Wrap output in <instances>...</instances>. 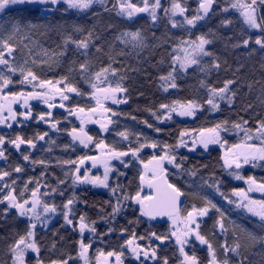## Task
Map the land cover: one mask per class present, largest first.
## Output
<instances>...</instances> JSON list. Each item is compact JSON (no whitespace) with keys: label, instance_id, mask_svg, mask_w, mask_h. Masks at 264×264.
Here are the masks:
<instances>
[{"label":"trees","instance_id":"16d2710c","mask_svg":"<svg viewBox=\"0 0 264 264\" xmlns=\"http://www.w3.org/2000/svg\"><path fill=\"white\" fill-rule=\"evenodd\" d=\"M117 1L106 0L105 4L92 5L83 13L69 11L59 4L45 14L40 7L24 5L0 15V42L8 39L14 49L9 54L0 43V51H4L9 65L17 69L10 72L7 66L0 65V72L12 80L0 90V95L26 91L25 83H20L21 67L32 69L40 80L55 82L67 76V82L79 90L68 96L66 112L52 111V121L58 122L55 131L40 121L38 117L47 111L37 104L30 106L31 116L27 121H22L21 111L16 110L15 121L7 125L0 123V137L5 141L0 173H9L0 179V264H14L11 249L30 228L28 220L8 207L4 196L11 193L21 203L33 191L40 192L43 203L55 206L58 215L47 228L33 230L39 252L27 255L26 264L38 261L78 264L80 242L89 244L91 237L79 232L81 216L84 223L95 228L90 250L93 254L120 253L123 264H164L165 259L167 264H180V253L170 238L168 221L146 219L130 201L140 193L141 163L165 151L175 158L174 165H166L164 171L168 181L184 196L180 213L187 215L193 207L200 209L211 201L216 207H209L198 223L200 234L212 249L228 264H264V224L233 204L232 193L242 189L243 184L233 181L226 173L222 149L212 146L193 153L177 149L181 133L196 134L215 129L218 124L220 142L230 149L239 143L238 129L254 132L264 123V47L255 43L257 38L264 40V3L257 0L255 5L262 23V28L256 31L246 25L231 5L233 0H215L209 14L194 26L188 25L185 17L197 15L200 0H178L186 9L182 17L173 15L174 0H159L156 20L151 15L124 18ZM243 1L251 3V0ZM129 3L144 6V0H129ZM225 20L230 23L222 24ZM137 31L139 41L125 35ZM201 35L211 40L205 45L210 55L203 54L198 64L179 70L174 64L177 50L187 42L199 41ZM81 40L89 41L87 49L77 48L72 42ZM244 40L249 43L245 45ZM81 64L87 65V72L80 69ZM104 68L115 70L117 84L126 91L120 93L119 103L107 106L109 129L101 133L93 125L88 126L86 133L92 138L91 145L80 148L70 139L72 130L79 129L70 115L74 110L84 109L83 113L87 114L95 110L90 85L94 74ZM169 73L172 79H161ZM226 81H232L227 89L231 102L221 103L218 111L212 113L207 104L210 90L224 88ZM171 83L176 87H169ZM189 101L200 105L192 119L165 120L167 110L160 107L162 104L173 107ZM237 124L239 128L235 127ZM44 133L47 135L43 140L37 139ZM120 133H126L127 138ZM17 136L32 139L35 147L27 144L19 149L13 147L10 141ZM152 144L156 147H151ZM100 147L128 155L122 163L113 164L115 172L107 190L78 186L74 183L77 167L79 176L84 168H91L80 164V159L93 157ZM136 149L139 151L134 156L132 152ZM25 155L28 160L24 159ZM17 167L22 170L16 172ZM241 172L243 179L248 181L252 177L257 184H264V161L248 165ZM69 199L74 202L66 209L64 205ZM117 205L119 212L113 213ZM66 210L72 224L64 218ZM218 221L223 223V228ZM152 233L167 238L158 240ZM133 239L143 250H155V259L133 261L125 246ZM187 248L199 264L208 263L207 246L201 247L192 239Z\"/></svg>","mask_w":264,"mask_h":264},{"label":"snow or ice","instance_id":"6c2138e0","mask_svg":"<svg viewBox=\"0 0 264 264\" xmlns=\"http://www.w3.org/2000/svg\"><path fill=\"white\" fill-rule=\"evenodd\" d=\"M66 3L68 5L69 8H75V9H87L89 8L94 2L95 0H0V11L4 10L5 7L7 5H23V4H52V5H57L59 3ZM102 2V0H101ZM215 2V0H200V4H199V8L197 9V15L193 16L192 18H188L185 17V21L188 25H195L197 23V21H201L203 20L210 12V9L212 8L213 3ZM261 3H264V0H260ZM257 4V0H251V3H247V4H234L233 7H238L241 10V15L244 18V21L246 24H248L250 27L252 28H262V23L258 22L257 19V15H256V8L254 7ZM149 5H148V0H144V7L140 8L137 7L134 4H121L120 7V11L123 14H126L128 17H132L135 13L137 12H147L149 11ZM159 7V0H156V4L151 6V18L152 20H156V14H155V9ZM172 10H173V14H175L176 12H179L180 14H183L186 9L184 7L181 6V4L178 2V0H174V3L172 5ZM227 9H225L226 11ZM203 14H200V13ZM264 19V18H262ZM230 21H222V24H229ZM173 26L175 27L176 24L173 23ZM18 30V29H17ZM125 35H131L132 38L134 40L139 41L140 39V34L139 32H135V33H125ZM70 39V38H69ZM199 43L195 44V49L194 51L198 50L199 53H203L204 55H210V53L205 51L204 46L206 44L211 43V40L208 39L206 36L201 35L199 38ZM73 43L76 44L77 48H83V49H87L88 48V40H81V41H72ZM3 44V48L4 51L8 52L9 54H11L13 52V46L9 43V40H3L2 42H0ZM65 43L67 44L68 41L66 40ZM195 43V42H193ZM243 43L245 45H247L249 43L248 40H244ZM256 44L261 45V47H264V40H262L261 38H257L255 41ZM4 51H0V65H5L8 67L10 72H16L17 69L15 67H12L11 65H9L8 60H6L4 58ZM192 64H198V60L195 58H190V57H186L184 61L181 62V67H187L189 65ZM216 67H219V65H216ZM80 69L83 72H87L88 67L86 64H81L80 65ZM23 79L20 81V83L24 84H32L33 89L39 87L40 89H43V91H33V92H20V93H11V100L13 102L19 100L20 98H24V104L27 105L28 104V100L29 99H36V98H41L44 100L45 103H48V100L55 95H59L61 100H67L69 97L66 93H79V90L72 86L71 84H69L68 81V77H62L60 80H56L55 82L51 81V80H40L39 77L36 75L35 72L32 71V69H27L25 70V68L21 67L19 69ZM113 72H115V70H112ZM108 72L107 68L101 69L99 72H96L95 78L97 80H100L102 76H104L106 73ZM162 80H169L172 79L171 73H169L168 77H162ZM0 81H2V83H0V90H2L3 88H5L7 85L12 83V80L10 79V77H7L4 75L3 72H0ZM36 82V83H34ZM232 81H226L225 82V86L224 88H220V89H211L210 90V94H209V99L207 100V104H209L211 106L212 110H216L218 108V104L215 102V97L219 96L220 99H224V93L227 91L228 89V85L231 84ZM63 84L64 86L61 87H57V85ZM92 88L95 89V92L93 93V95H96V92H103L105 93L104 98L108 99L110 98V96L112 98L115 97V94L117 92H125L126 89H124L123 87L117 85V87L112 88H99L97 86V84L92 83L91 84ZM169 87H176L175 83H171L169 84ZM5 100L9 99V96H4L3 97ZM97 99V104H100V98L96 97ZM116 103H119V100H115ZM229 102H231L230 98H229ZM54 105L53 104H49V108H52ZM61 107H64L63 103H61L60 105ZM162 109L167 110V112L169 113V115L167 116L168 119L171 118L170 113L171 112H175L177 111L176 107H170L169 105H164L162 104L160 106ZM200 107V105L195 104L192 101H189L186 105H180L179 108V115L181 116H193L195 115V109ZM9 113L11 115V118L13 120L16 119V114L14 112H12L11 106L9 105L8 107ZM95 111V110H93ZM107 111V109H106ZM79 112H84V109H79ZM21 115H24L25 118H28L29 116H31V111H27L25 113H21ZM47 117L51 116V112L45 114H41L38 118L40 120H44L45 122H48ZM161 117H157V119H160ZM5 120L4 119H0V123H4ZM58 122H53L51 124L52 128H56ZM83 123V121H82ZM109 123H111V121H109ZM144 123H147V121H145ZM226 123V122H225ZM246 123V122H245ZM149 127H152V125H148ZM101 127L104 130H107V126L106 125H101ZM221 127V125H217L215 129H208L205 131H209V132H213L215 133L214 137H201L199 140V143L201 145H203V147L206 149L208 147V145L210 143H217L219 142V136H218V132L217 129H219ZM236 128H239L240 125H235ZM157 131H160V129H156ZM83 130L81 129V132ZM257 132L264 134V123L260 124V127L257 129ZM47 135V133H44L43 135H38L37 139L39 140H43L45 138V136ZM121 136L127 138L126 133H120ZM181 135L183 136L184 133H181ZM247 135V133H246ZM72 137L73 140H79V142L83 145H85V147L87 146V143L89 141H91V137H87L86 134L82 135H78L77 134V130L73 129L72 130ZM86 137V138H85ZM248 139H251V137H247ZM4 138L0 137V145L4 144ZM10 143H12L17 149L20 148V146L22 144H27L31 147H35V144L33 142L32 139H28L25 140L23 137L21 136H17L15 140L10 141ZM181 143H184V141H181ZM99 146V145H98ZM145 145H141V147H144ZM151 147L155 148L156 144H152ZM193 147H195V143L193 144ZM235 148L238 149H247V151H239V152H234L231 155V159L226 158L225 159V165L228 167H231L233 164H235L236 168L239 169L241 166V159L243 160V163L247 164L251 161L254 160H264V147H261L259 149L254 148V146L252 145H235ZM139 151V149H136L132 152V154L135 156L136 152ZM108 158H116V159H120L124 156H127L128 153L127 152H116L115 150H109V152H107L105 154ZM4 156V152L2 150H0V157ZM25 160H28L29 157L27 155L24 156ZM85 159H91L93 160V164L95 165V163L97 162H101L104 163L105 165V174H104V178L100 179L99 177H92L89 178L88 174L85 173L84 177H81L78 175L79 173V167H77L76 169V175L74 176V183L79 181L81 183H85V182H90L94 185H102L104 187H108L107 184V179H108V172L110 171V168L108 167V159L102 160V161H97V159L95 157H83L80 159L79 163L83 164ZM174 157H170L167 154L161 157H153V161L156 162V168L153 169V179L152 180H146L145 176H141V182L142 183H148L149 187H156L157 188V192L160 193V195L156 198H152V197H144V198H140V194L139 192L136 194V197H133L132 199L137 200V202L140 204L141 206V211L144 215L146 216H150V217H154L157 215H168L170 219H172V223L175 224L176 220H177V216L176 213L178 212V208H177V202L179 197L182 195L181 191L175 187L172 184H169L167 182L166 179H163L162 175L159 176V179H161L163 181V188L161 189V187L158 184H154L153 181L156 180L158 178V172L157 169L159 170V173L162 174L164 169L162 168V163L164 160H168L169 163H173L174 162ZM38 163H44L43 161H38ZM64 163H75L74 161H65ZM151 163V161L149 162ZM177 168L180 167L179 164L176 165ZM145 168L147 170V165H145ZM16 172H20L22 169L20 167H17L16 169H14ZM9 175V173L7 172H3L0 173V179H2L4 176ZM237 179H242V177H240L238 174L236 176ZM248 183L249 185H255L256 181L252 178L249 177L248 178ZM258 190L260 191H264V184H260L257 186ZM218 190V189H217ZM252 188H249V191H251ZM113 191H115V189H113ZM234 194L238 197H240V201L237 203V207L240 208H245L247 209L248 212L252 213L255 216H258L260 218V222L262 224H264V200L261 201H255V200H251L247 193L243 190H234ZM33 197L36 196V191H33L32 193ZM125 199H129V197H125ZM4 200H7L9 202V207H14L18 210L19 215L20 216H26L28 215L29 212H32L37 204L39 203L38 200H33L32 201V208L28 209L25 207V205L28 204V201H24L23 203H19L17 202V199L14 195H12L11 193H9L8 196L4 197ZM146 200H155L154 205H146L145 201ZM73 200L69 199L67 201V203L64 205V207L66 209L69 208L70 205L73 204ZM207 206L200 208V209H196L195 207H193V211L189 212L187 214V216L184 218V225H185V230L183 232L177 233V232H173L172 235L176 236V241L177 244L180 245V252L183 254L184 256V261L185 264H198L197 262V258L195 257V255L193 254L192 256H189L185 251H184V245L188 243V239L187 237L191 234H195V237L197 240L200 241V243L202 244H207L209 247V251L212 252V246L211 244H209L208 240L205 239L204 236H202L198 229L200 227L199 223L197 222V218L198 217H203L205 215H207L208 211H209V207L215 208L216 206L214 204L211 203V201H207L206 202ZM258 206V207H257ZM159 209V210H157ZM166 209V211H165ZM5 211H7V209H5ZM44 211L45 212H55L56 208L55 206H49V205H44ZM119 211V205H117V207L113 208V213ZM217 211H219V209H217ZM222 217V214H221ZM66 222L68 224H72V220L69 219V215L66 212L65 216H64ZM81 223L79 225L80 227V231L81 233H83V231L87 228H89V225L84 223V217L81 216ZM219 225L221 228H223V223L218 221ZM194 226V227H193ZM35 228V224L30 225L29 230L27 231L26 235L21 236L16 243L13 245L11 251L14 254V264H24V255L26 250L31 249L35 252H39V248L37 247L36 243L33 242H28V238L33 237L34 233L32 231V229ZM91 231L95 232V228H91ZM153 236H156L155 233H152ZM167 237H161V236H156V239L158 240H164ZM129 247L131 248V252L133 255L136 256L137 259H139L140 255L143 254L146 258L149 257V252L148 251H143L140 249L139 245L133 246L134 243V239L133 240H129L126 242ZM80 246H81V256H85L86 252H87V248L88 245L84 244L83 241L80 242ZM232 251H236L235 248L231 249ZM115 255L118 264H120V257L121 254L120 253H108V256H112ZM156 257V252L155 250H153L151 252V257L152 259H155ZM37 264H40V262L38 261ZM53 264H56V262H53ZM62 264H67V261L62 262ZM164 264H167V260L165 259ZM210 264H217L216 258H215V254L213 253L212 256V260L210 261ZM223 264H227V261H224Z\"/></svg>","mask_w":264,"mask_h":264},{"label":"rangeland","instance_id":"374dc122","mask_svg":"<svg viewBox=\"0 0 264 264\" xmlns=\"http://www.w3.org/2000/svg\"><path fill=\"white\" fill-rule=\"evenodd\" d=\"M105 3H106V0H102V2H101V0H95V2L92 5H103ZM237 3L247 4L243 0H233V4H231V5H234V4H237ZM59 4H62L69 11H72V12H82L83 13V11L88 9L87 8V9L80 10V9H75V8H69L68 5L66 3H63V2H61ZM59 4H57V5H52V4H46V5L45 4L7 5L4 10L0 11V15L3 14L5 11L11 9V8L21 7V6H24V5H29V6H33V7H40L41 12L43 14H45V13L52 12L53 11V7L58 6ZM121 4H129V0H118L117 1V6L119 8L118 11H120ZM155 4H156V0H148V5L150 6L149 7V11H147V12H137L132 17H128L126 14L121 13V11H120V13H121V15L124 18H128V19L135 18V17H137L139 15H151L150 14L151 13V6L155 5ZM157 8L155 9V14H156V12L158 10ZM234 9L237 10L240 13L239 15H241L240 8L234 7ZM258 14H259V12L256 9L257 19H258ZM173 15H175L176 17L177 16H180V17L183 16V14H180L179 12H176ZM241 17L244 20L242 15H241ZM258 22H259V20H258ZM246 25L249 26L248 24H246ZM250 28L253 29V30H256V31L259 29V28H252V27H250ZM198 43H199V41H195V43L187 42L184 45H182L179 48V50H177L176 56L174 58V64L179 70L185 71L187 69H190V67H192L194 65V64H192V65H189L187 67L182 68L181 67V62L184 61L186 57L195 58V59L198 60L203 55V53H199L198 50L194 51L195 44H198ZM204 48H205V46H204ZM34 83H36V82H34ZM92 83L97 84V86L99 88H105V89L109 88V87L115 88L118 85L116 80H115V74H113V72H111V71H108L104 76L101 77L100 80H97L95 78V76H94L92 81H91V84ZM57 87H61L62 88L63 86H62V84H60V85H57ZM25 89H26V91H23L25 93L33 92V91H37V92L43 91V89H40L39 87L33 89L32 84H27V83H25ZM90 89H91V95L90 96H91V99L93 100V102L95 104V107H94L95 111H93L92 113H88L87 114V113H83V112L81 113V112H79V110H74V112L70 115V118H73L75 120V122L79 126L78 127L79 129L77 130V134L78 135H82V136L84 134H86L87 137H88V134L86 133V128L88 126H92L93 125L101 133H105L109 129V116H108V111H106V109H107L108 105L117 104L115 102V100H119V96H120V93H121V92H117L115 94L114 98H112L110 96V98L105 99L104 98L105 93L96 92V95L94 96L93 93L95 92V89H93L91 85H90ZM66 94L69 96L70 94H73V93H66ZM4 96H8V95H5V94H1L0 95V119H4L5 120L4 123H1L2 125H5V124L7 125L8 123L15 121V120H13L11 118V115L9 113V110H8L9 105L11 106L12 112H14V113H16V110L21 111V113H25V112L29 111L30 106L34 105V104H37L38 106L42 107V109H45L47 111V113L51 112V116L50 117L46 116V119H47L48 122H45L44 120H40L51 131H55L56 128H57V126H56V128H52L51 127V124L53 123V121L51 119L52 118V113H53L52 111L55 110V109H58L60 111L66 112V108H64V107H65V103H66L67 100H63L62 101L59 95L52 96L48 100V103H45L44 100L41 99V98L29 99L27 105L24 104V98L23 97L20 98L19 100L15 101V102H13L11 100V96L10 95H9V99H7V100H5L3 98ZM96 97L100 98V104L99 105L97 104ZM215 102L218 104V108H219V105L221 103H229V97L227 95V91L224 93V99H220L219 96H216L215 97ZM61 103H63L64 107L60 106ZM49 104H53L54 106L52 108H49ZM183 105H186V104H183ZM179 106L180 105L174 106V107H176L177 111L170 113L171 119H172V117H174L177 120L186 121V120L192 119L195 116V115H193V116H181V115H179L178 114L179 110H180ZM208 107L210 109L209 111H211L212 113H216L218 111V108L216 110H212L211 106L209 104H208ZM198 111H199V107L195 109V114ZM166 113L167 114L165 115L164 118H165L166 121H168V120H170V119L167 118L169 113L168 112H166ZM20 118L24 122H25V120L27 121V119H29V117L25 118L24 115H21ZM82 121H83V123H82ZM101 125H106L107 126V130H104L101 127ZM81 129L83 130L82 132H81ZM238 130H240L239 131L240 140H238L239 143L237 145H242V144L243 145H252L256 149L264 147V134H261V133L257 132V130H255L254 132H251V131L245 130L244 128H241V129H238ZM246 133H247V135H246ZM202 136L211 138V137L215 136V133L209 132V131H204V132H199V133H196V134L183 135L181 137L179 143H177L178 144L177 149L182 148L183 150L185 149L186 151L191 152V153H193L194 151H196L198 149L205 150L203 145H201L199 143V140H200V138ZM218 136H219V134H218ZM70 137H71L70 139H71L73 144L79 146L80 148H84V149L88 148L91 145V142H92V141H89L87 143V146L85 147V145L81 144L79 142V140H73L72 132L70 133ZM247 137H251V139H248ZM181 141H184V143H181ZM220 141H221V139H220V136H219V142L210 143L207 148L212 147V146H217L220 149H222V151L224 152V154H223L224 168L227 170L226 173H228L229 177L231 179H233V181L243 184V188L242 189L247 193L248 197L251 200H255V201L264 200V191L258 190V187H257L258 185H260L259 183L258 184L256 183L255 185H251L250 186L247 180H245L243 178L242 179H237L236 178L237 174L240 177H242V172L241 171H242V169L244 167H246L248 165L259 163V162L264 161V160H254V161H251V162L245 164V163H243V160L241 159V161H240L241 166H240L239 169L236 168L235 164H233L231 167H228V166L225 165V159L226 158L231 159L232 153L239 152V151H247V149H238V148H235V147L229 149L223 144V142H220ZM194 143H195V147H193ZM3 145H0V150H2ZM12 146L15 147L13 144H12ZM107 152H109V149L100 147V148L97 149V153L93 157H95V158L107 157L105 155ZM166 154L168 156H170L168 151H165L163 154L157 155L155 157H161V156H164ZM111 159H112V161H110L108 163V167L110 168V171L108 172V179H107V184L108 185H109L110 178L112 177L113 173L115 172V168H112V167H114L113 164L115 162H118V163L121 162L122 163V161L124 160V157H122L120 159H116V158L113 157ZM150 161H151V163H149ZM145 165H147V170L145 168ZM166 165L171 167L172 165H174V162L173 163H169L168 160H164L163 163H162V168L165 169ZM155 168H156V162L153 161V158H151L150 160H148L146 162H142L141 163V173L146 178H152L153 177V169H155ZM157 172L159 174V170L158 169H157ZM85 173L88 174L89 178L99 177L100 179H103L104 178V174H105V165L103 167H101V168H98V169H96L94 167H91L90 169L84 168L83 169V175L81 177H84ZM77 185L80 186V187L88 186V187L92 188L93 190H98V191H105V190H107L106 188H108V187H104L102 185H94V184H92L90 182L81 183V182L77 181ZM250 187L252 188L251 191H249ZM238 190H240V189H238ZM139 194H140V198L146 197V195L144 193H139ZM8 195L9 194H7L6 196H8ZM6 196H4V197H6ZM34 199L38 200L39 203L37 204L36 208L32 212H29L28 215H26V216H20L19 212H18V210L16 208L9 207V202L7 200H4V201L7 203L8 207L11 210L16 211V213L21 218L28 220L30 225L35 224V228L34 229H36V228L45 229L51 224V222L54 221V219L58 215V212L57 211H55V212H45L44 211V205H47V204L43 203L42 198H40V192L39 193L36 192V196L35 197H33V195H32L29 199L25 200V201H28V204L25 205V207L28 208V209H31L32 208V201ZM130 201H131V203H133L135 205L137 203V200H135V199H131ZM232 201H233V204L235 206H237V203L240 201V197L236 196L234 194V192L232 193ZM21 203H23V202H21ZM49 206H51V204ZM238 208L243 210L246 215L254 217V218L260 220V218L258 216H255L252 213L248 212L247 209L240 208V207H238ZM68 211L69 210H66L65 212H67L68 215H69ZM191 211H193V209L188 210L187 214L189 212H191ZM118 212L119 211H117V213ZM176 216H177V220H176L175 224L172 223V219H170V218L168 219V223L170 225L169 228H171V237L170 238L174 241V244L177 246V248L179 250L180 259H181L180 260V264H185L184 256L180 252V245L177 244L176 236L172 235V233L173 232L180 233V232H183L185 230V225H184L183 221H184V218L187 215L186 214L182 215L181 213H178ZM198 221H199V217L197 218V222ZM34 229H32V231ZM90 229H91V227L89 226V228L85 229L83 231V233H81L80 227H79V232H80V234L82 236L90 234L91 237H90V243L86 244V245H88V248H87V252H86L85 256H81L82 249H81V246H80V252H78L79 253V255H78L79 263L78 264H118L115 255L108 256V253H102V252H99V253H96V254L91 253V251H90L91 250V246H92V243H94V237H93L94 232L91 231ZM198 231H199V229H198ZM187 239H188V243L184 245V251L189 256H192V255H190L188 253V248L187 247H189V243H190V241L192 239L196 243H198V245H200L201 247H203V246H207L208 247L207 244L200 243V241L196 239L194 233L189 235L187 237ZM28 242H33V237L28 238ZM136 245H138V244L134 241L133 246H136ZM125 246L127 248L126 251L129 253V255H130V257L132 258L133 261H137V260H140V259L143 260V261L152 259V258H150L151 257V252L150 251H148L149 252V257L146 258L143 254H141L139 259H137L136 256L132 254L131 248L129 247V245L126 243ZM140 249L142 250V252L143 251H147V250H143L141 247H140ZM213 253L215 254V258H216L217 264H223V262L225 261V258L220 257L215 252V250H213V249H212V252H210L209 251V247H208V252H207L209 261H208L207 264H210V261L212 260ZM31 254L32 255H36V252L31 250V249L26 250L25 255H24V264H26L27 255H31ZM12 256H13V259H14V254ZM224 256H225V254H224ZM120 264H123L122 254H121V257H120Z\"/></svg>","mask_w":264,"mask_h":264},{"label":"water","instance_id":"95a60500","mask_svg":"<svg viewBox=\"0 0 264 264\" xmlns=\"http://www.w3.org/2000/svg\"><path fill=\"white\" fill-rule=\"evenodd\" d=\"M213 5H214V3H213ZM213 5H212V8H213ZM199 7V6H198ZM212 8L210 9V11L212 10ZM97 159V161H102V160H105V159H108V163L111 161V158H96ZM85 166H90V167H95V168H101V167H103L104 166V163H101V162H97V163H95V165L93 164V160H91V159H87V160H85L84 161V163H83ZM160 175H162V177H163V179H166L167 180V182L169 183V184H171L169 181H168V178H167V174H166V172L165 171H163V173L162 174H158V178L156 179V180H154L153 181V183L154 184H158L160 187H161V189L163 188V181L161 180V179H159V176ZM141 177V176H140ZM140 177H139V179H138V186H139V189H140V191L142 192V193H147V194H149L148 195V197H152V198H156V197H158L159 195H160V193H158L157 192V188L156 187H149V185H148V183H142L141 182V179H140ZM146 180H152L153 178H145ZM154 203H155V200H146L145 201V204L146 205H154ZM183 203H184V196H183V194L179 197V199H178V202H177V208H178V212L177 213H179L180 212V210H181V207H182V205H183ZM136 208H137V210L138 211H140L141 213H142V211H141V206H140V204L137 202V204H136ZM157 210H159V209H157ZM165 211H166V209H165ZM176 213V214H177ZM143 214V213H142ZM144 215V214H143ZM144 217L146 218V219H149V220H154V221H156V222H164V221H166L168 218H169V216L168 215H157V216H154V217H150V216H146V215H144Z\"/></svg>","mask_w":264,"mask_h":264},{"label":"flooded vegetation","instance_id":"af4514ba","mask_svg":"<svg viewBox=\"0 0 264 264\" xmlns=\"http://www.w3.org/2000/svg\"><path fill=\"white\" fill-rule=\"evenodd\" d=\"M159 174H160V173H159ZM152 178H153V177H152ZM148 179H149V178H148ZM139 190H140V189H139ZM140 193H142V192L140 191ZM144 194L146 195V197H148V195H149V194H147V193H144ZM136 204H137V203H136ZM140 213H141V212H140ZM179 213H180V212H179ZM141 214H142V213H141ZM177 214H178V213H177ZM177 214H176V215H177ZM142 215H143V214H142ZM143 216H144V215H143ZM166 221H168V219H167Z\"/></svg>","mask_w":264,"mask_h":264}]
</instances>
